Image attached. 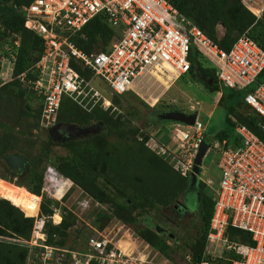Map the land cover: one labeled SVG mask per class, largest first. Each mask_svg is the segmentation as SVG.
<instances>
[{"label": "built area", "instance_id": "2783aa9c", "mask_svg": "<svg viewBox=\"0 0 264 264\" xmlns=\"http://www.w3.org/2000/svg\"><path fill=\"white\" fill-rule=\"evenodd\" d=\"M24 11L26 28L43 39L44 50L38 62L17 78L12 74L14 62L3 58L0 89L5 83L19 80L27 92L40 99L39 126L46 133L59 125L64 100L88 113L116 109L96 81L102 82L111 96L128 92L140 96L137 84L145 77L157 79L154 71L165 76L171 73L174 81L178 80L190 70L192 48L213 60L224 88H248L264 71V50L246 33L226 52L169 0H35ZM100 14L118 32L117 38L105 50L86 52L75 38L83 37L80 32ZM6 61L10 73L4 79ZM78 67L88 75L79 72ZM244 102L264 119V82L248 92ZM235 133L241 144L218 147L221 178L218 189L213 190L215 206L206 253L213 259L222 257L214 255L215 247L222 244L224 252L241 255L240 259H230L231 264H264V140L240 123H236ZM171 139L174 148L163 144L159 147L172 157L174 168L190 177L204 141V125L199 120L193 126L175 125ZM180 152L185 154H176ZM89 203L84 200L80 205L85 209ZM231 227L250 233L252 244L230 241L227 231ZM44 229V219L36 222L28 245L43 251L29 252L26 264H133L134 259L124 260L109 235L99 232L89 237L86 253H78L66 262L65 249L45 244ZM186 260L190 261L189 255Z\"/></svg>", "mask_w": 264, "mask_h": 264}, {"label": "trees", "instance_id": "16d2710c", "mask_svg": "<svg viewBox=\"0 0 264 264\" xmlns=\"http://www.w3.org/2000/svg\"><path fill=\"white\" fill-rule=\"evenodd\" d=\"M34 1L0 0V23L3 25V32H0V35L5 39L8 47L4 58L14 62L12 73L14 78L28 71L37 63L44 50L43 39L25 26L27 19L24 16V8L29 7ZM169 1L181 14L193 21L198 28L224 51L228 52L235 41L245 33L264 50V11L262 16L258 18L247 7L240 4V0H235L233 3H231V0ZM205 8L208 11H205ZM219 23L225 28V34L222 37L216 35V27ZM80 34L83 37L77 36L75 38L76 44L84 51L92 52L94 49L105 50L118 32L107 23L106 16L100 14ZM18 39L19 45L16 44ZM13 56L15 60L12 59ZM189 60L191 67L185 75H189L193 81L199 83H204L200 76H206L208 79L212 78L213 82L211 85L204 83L210 94L222 91L219 105L223 106L224 101L226 104L230 103L228 112L232 117L228 118V122L231 128L225 131V136L228 138L234 131L236 123H240L247 126L264 140V119L252 108L245 105L244 102L246 94L253 91L264 81V71L257 79V82L250 85V87L243 90H232L221 86L216 75L218 70L208 55H204L197 48H192ZM80 69V67L77 68L82 74L88 75V72H82ZM9 73L10 64L6 61L3 66V75L7 78ZM12 83L20 91L26 93L19 80H14ZM135 96L140 100L136 94ZM140 101L143 105L148 106L144 101ZM71 103L70 100H64L60 113L64 111L67 114H73V111L76 110L73 109V106H77ZM41 109L40 102V106L35 111L30 110L28 115L30 118L37 119V126L39 125ZM100 111L101 113H97L94 117L95 113L93 115L84 114L101 121L104 128H107L111 123H115L114 121L122 119V116L116 119L112 115L109 116L111 109L108 112L103 109ZM59 123L67 122L59 119ZM0 126L5 129L8 128L3 124ZM141 131L139 128H130L128 130L132 136L133 145L128 143H124L125 146L120 144L113 145L105 140L98 144L92 140L91 143L80 147L74 146L75 143H73L71 159H59V163L54 164V166L61 176L80 187L95 203L112 206L111 215L105 211L101 212L99 216L101 220L104 218L108 220L115 219L128 225L137 237L147 242L162 257L176 263L174 254H180L183 260H186L189 255V264H201L202 262L231 264L230 259H240V254L237 255L230 251L224 252L222 257H216L215 259L206 253L215 199L209 194L207 185L203 181L199 182L198 214L194 217L198 220L197 223L195 222V236L189 239H186L184 235L179 239L175 236V239L171 240L173 244H168V237L157 233L155 225L148 224L150 222L148 219L145 220L140 217L142 215H139V212L143 214L148 212L150 214L149 218H151L154 215V211H162V209L178 203L177 201L182 199L190 182V177L183 176L180 170L173 168L172 165L151 149L148 145L149 135H143L142 139L138 137ZM116 135L121 141L128 139L125 131H119ZM49 139L52 141L50 136ZM162 142L167 147H175L170 135H163V139L160 140V143ZM65 143L69 142L66 141ZM232 144L239 145V142L236 140ZM9 154L10 152L1 150V160ZM2 162L6 165L3 160ZM47 162H51L50 159ZM6 171L13 176V178L6 176L7 180L10 179L13 182L16 179V175L10 169ZM44 172L31 173L26 184L23 181V176L14 181L15 185L18 186L16 189L23 187L29 191L26 194H19L20 196L14 199H5L4 197V199H0V264H26L30 252L28 242L32 238L37 221L35 217L39 213V208L42 216L50 217L54 213L48 202H41L40 204V196L44 187ZM98 176L106 177L108 180L106 182L107 185L99 186L96 183ZM107 177L112 178L108 179ZM107 187L117 189L120 197H114L108 192ZM54 220L55 223L59 224H47L45 244L65 249L66 237L75 224V217L72 212L68 211L63 219H61L59 214H56ZM140 224H144V227H141ZM184 224V221L178 222L179 228L184 226ZM185 231L183 229V232ZM227 236L232 242H241L245 245L252 244L250 233L240 229L229 228ZM88 239L86 238L83 245L81 244L82 248H87ZM121 246L126 247V245ZM82 248H75L74 250L82 251ZM91 264L98 263L92 261Z\"/></svg>", "mask_w": 264, "mask_h": 264}, {"label": "rangeland", "instance_id": "374dc122", "mask_svg": "<svg viewBox=\"0 0 264 264\" xmlns=\"http://www.w3.org/2000/svg\"><path fill=\"white\" fill-rule=\"evenodd\" d=\"M234 1L235 0H231V3ZM240 1V4L247 7L254 15H258V18L262 16L258 9L264 8V0ZM205 11L208 10L205 8ZM221 26V23H219L216 27V35L218 37L221 36ZM223 29L225 33V28L223 27ZM0 32H3V25L1 23ZM116 38H113L110 44H112ZM7 48L5 39L0 35V64L3 61ZM169 74L165 76L156 73L154 77L157 79L153 78L150 84L146 82H139V84H137L136 87L140 93V96H137L148 106L143 105L132 92H128L122 96H111L108 91L105 90L102 82L96 81L97 85L103 90V93L111 97V101L116 108L114 111L112 110L109 112V116L112 115L115 119L122 116V119H120V121H114L115 123H111L107 128L101 129L102 131H100V128H94V130L91 129V132L87 131L81 136H75L71 141L68 140L69 143L55 139L51 141L48 136L49 133L41 131L40 126H37V119L35 120L28 116L30 110L35 111L36 108L40 106L39 100L35 96L20 91L12 82L4 85L0 89V125L3 124L8 127L5 129L3 126H0V151L10 152V154H19L30 161L29 169L21 175V177L23 176L25 184L31 173H42L45 171V184L43 185L44 187L40 196V204L41 202H48L50 208L54 210V213L50 217L42 216L39 208V213L35 217L37 219L36 222L41 219L45 220L44 234L46 235L48 229L47 224H59L55 223L54 220L56 214H59L61 219H63L68 211H70L75 217V224L69 230L66 237V253H64L63 256L66 262H70L73 256L78 255V253H86L87 248H82L85 239L92 236L95 232H99L104 235H109L114 245L121 251L124 260L129 258L134 259L133 264H189L187 260L181 258L180 254L173 255L176 258V263L162 257L157 251L152 249L147 242L137 237L134 231L123 222L115 219L108 220L106 218L101 220L99 217L101 212L105 211L111 215L113 210L112 206L109 204L95 203L80 187L61 176L54 166V164L59 163V159H71L73 143H75L74 146L80 147L87 143H91L92 140L97 144L105 140L113 145L120 144L125 146L124 143L131 145L132 136L129 134L130 132H128V130H130V128H139L142 131L138 137L142 139L144 137L143 135H149L150 140L148 141V145L151 149L174 168L176 164L173 162L172 157L167 155L165 149L164 153L159 146L160 144H164V142L160 143V140L163 139L166 128L173 127L176 124L174 122L162 121V113L178 111L186 114H193L197 112V119L205 127V142L210 145L208 153L201 164L199 180H202L207 185L209 194L215 199L213 190L215 191L218 189L221 178V171L217 166L220 158V150L218 147L222 148L225 143L231 145L236 140L241 144L235 133V128L228 138L225 136V131L231 128L228 122V118L232 117L228 112L230 103L226 104L224 101V105L220 106L219 100L221 96L217 93L210 95L206 84L193 81L189 75H185L177 81H174V78ZM3 78L6 79L4 75ZM152 82V85H155L153 87H151ZM73 107V109H76L73 111V114H67L63 111L59 113L58 118L74 126L83 125L87 127L90 124L93 127H97L102 124L101 121L93 119L97 113H101V111L99 112L101 109H95L91 113H88L78 106ZM84 113L95 114L92 117ZM119 131H125L126 137L128 138L126 141H121L120 138H118L116 133ZM215 145L217 147H214ZM176 154L181 156L185 153L180 152ZM186 157L189 158V155L186 154ZM48 159H50L51 162H47ZM7 169H9L8 166L4 165L0 158V199H14L18 198L17 196H20L19 194L22 195L29 192L23 187L16 189L18 186L15 185L14 181L20 176H16L13 182L10 181V179L7 180L6 176L8 178H13L12 175L7 173ZM52 171L54 173H52ZM107 178L111 179L112 177ZM66 180H68L67 183ZM107 181L106 177L98 176L96 178V183L99 186H103ZM118 186L121 187L120 185ZM107 189L114 197L118 198L119 192L117 189L113 187H107ZM59 190H62V193H60ZM84 200L90 201L89 207L87 206L85 209L80 205V202ZM189 204L192 205L191 203ZM193 209L196 210V208ZM159 214L160 213L154 211L153 217L155 218H149L150 214H148V212L146 214L139 212V215H142L140 217L145 220L148 219L150 221L149 224L152 225H156L155 222H160ZM197 221V218L190 216L188 217V221H186L181 228H174L172 225H167L166 228L168 229V233L174 234L178 239L183 237V235L186 239H189L196 235L195 225ZM140 226L144 227V224H140ZM183 229L186 231L183 232ZM121 241L123 242L120 244ZM170 244H173V242L170 241ZM121 245H126V247L124 248ZM75 248H82L83 250H74ZM29 251L39 254L43 249L36 247L31 249L30 247ZM218 254H224V246L222 244L215 247L214 255Z\"/></svg>", "mask_w": 264, "mask_h": 264}, {"label": "flooded vegetation", "instance_id": "af4514ba", "mask_svg": "<svg viewBox=\"0 0 264 264\" xmlns=\"http://www.w3.org/2000/svg\"><path fill=\"white\" fill-rule=\"evenodd\" d=\"M162 121L166 122L165 120H162ZM91 126L92 125L90 124L89 126L85 127V126L69 125L67 123H59L57 127L53 128L52 133H50V131L48 133L51 139L65 142L68 140H72L75 136H81L82 134H85L87 131L91 132V129L94 130V128L95 129L100 128V131H102L101 129L104 128L103 124H100L97 127L92 126V128ZM10 171L17 176V174L13 172L11 169ZM200 181L202 180H198V182L194 185H192L191 182H189L187 191L183 194L182 199H180V201H177L178 203H175L169 207H166L162 209V211L156 212V213H160L159 214L160 222L155 223L156 224L155 228L157 230L158 226L161 227V230L160 231L157 230V233L163 234V236L168 237L169 238L168 243H170L171 240H174L175 236L171 233H168V229L166 228L167 225H172L174 228L179 227L178 222H181V221L186 222L188 221V217L190 216L195 217L198 214L197 201H199V182ZM189 203H191L192 205H190ZM192 207L196 208V210H194ZM145 224L147 223L145 222Z\"/></svg>", "mask_w": 264, "mask_h": 264}, {"label": "water", "instance_id": "95a60500", "mask_svg": "<svg viewBox=\"0 0 264 264\" xmlns=\"http://www.w3.org/2000/svg\"><path fill=\"white\" fill-rule=\"evenodd\" d=\"M24 16H26L25 13ZM200 79L208 85H211L213 82L212 78L208 79L206 76H200ZM162 118L167 122H174L178 124L193 126L197 119V113L187 115L182 112L172 111L162 114ZM52 131L53 129L50 130V133H52ZM209 147L210 145L207 142L203 141L199 148L198 154L195 158L194 172L190 177V182L192 185L196 184L199 180L201 164L206 156L207 151L209 150ZM2 160L13 172L17 174V176L23 175L30 167V161L26 157L19 154L6 155L2 158ZM157 230L160 231L161 228L158 226Z\"/></svg>", "mask_w": 264, "mask_h": 264}, {"label": "crops", "instance_id": "0c3cea01", "mask_svg": "<svg viewBox=\"0 0 264 264\" xmlns=\"http://www.w3.org/2000/svg\"><path fill=\"white\" fill-rule=\"evenodd\" d=\"M263 9H264V8H262V9H258V11L262 14ZM258 11H256V12H258ZM257 16H258V15H257ZM223 30H224V29H223V27L221 26V37L224 36V34H225V33L223 32ZM152 80H153V79H148V78L145 77L144 79H142V80L140 81V83H142V82H146L147 84H150V82H151ZM176 81H177V80H176ZM1 83H4V81H2ZM9 83H11V82H9ZM6 84H8V83H5L4 85H6ZM152 84H153V82L151 83V85H152ZM173 84H174V83H173ZM173 84H172V85H173ZM172 85H171V86H172ZM153 86H155V85H152L151 87H153ZM207 90H208V89H207ZM208 91H209V90H208ZM208 93L210 94V92H208ZM26 94L32 95L31 93H29V92H27V91H26ZM217 94L220 95V96L222 97V91H221V92H218ZM210 95H211V94H210ZM33 96H34V95H33ZM36 98H37V97H36ZM37 99H38V98H37ZM38 100H39V103H40V102H41L40 99H38ZM196 113H197V112H196ZM185 114H186V113H185ZM190 114H192V113H190ZM197 114H198V113H197ZM187 115H189V114H187ZM197 117H198V116H197ZM163 130H164V129H163ZM166 135H170V136L172 137V127H167V128H166L165 136H166Z\"/></svg>", "mask_w": 264, "mask_h": 264}, {"label": "bare ground", "instance_id": "6f19581e", "mask_svg": "<svg viewBox=\"0 0 264 264\" xmlns=\"http://www.w3.org/2000/svg\"><path fill=\"white\" fill-rule=\"evenodd\" d=\"M156 73H157V71H154L153 75H156ZM169 75L173 77L172 74H169ZM52 173H54V172H52ZM67 182H68V180H66V183H67ZM66 185H67V184H66ZM68 187H69V185H68ZM63 188H64V187H63ZM59 192L62 193V190H61V191L59 190Z\"/></svg>", "mask_w": 264, "mask_h": 264}, {"label": "clouds", "instance_id": "9594fccd", "mask_svg": "<svg viewBox=\"0 0 264 264\" xmlns=\"http://www.w3.org/2000/svg\"><path fill=\"white\" fill-rule=\"evenodd\" d=\"M262 13H263V12H262ZM256 16H257V15H256ZM181 77H182V76H181ZM181 77H180V78H181ZM196 120H198V119H196ZM176 125H178V123H177ZM180 125H183V124H180ZM174 126H175V125H174ZM174 126H173V127H174ZM173 127H172V128H173ZM204 130H205V127H204ZM204 141H205V136H204ZM207 153H208V151H207ZM207 153H206V155H207ZM205 157H206V156H205ZM190 177H191V176H190ZM159 227H160V226H159ZM160 228H161V227H160ZM171 234H172V233H171ZM174 236H175V235H174ZM168 244H170V243H168Z\"/></svg>", "mask_w": 264, "mask_h": 264}]
</instances>
